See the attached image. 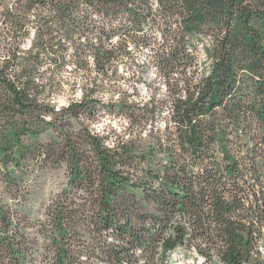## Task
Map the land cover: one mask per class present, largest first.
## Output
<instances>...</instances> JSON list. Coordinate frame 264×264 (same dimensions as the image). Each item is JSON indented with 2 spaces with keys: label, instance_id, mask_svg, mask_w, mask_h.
<instances>
[{
  "label": "trees",
  "instance_id": "trees-1",
  "mask_svg": "<svg viewBox=\"0 0 264 264\" xmlns=\"http://www.w3.org/2000/svg\"><path fill=\"white\" fill-rule=\"evenodd\" d=\"M258 241L264 0H0V264H172L177 247L264 264Z\"/></svg>",
  "mask_w": 264,
  "mask_h": 264
},
{
  "label": "rangeland",
  "instance_id": "rangeland-1",
  "mask_svg": "<svg viewBox=\"0 0 264 264\" xmlns=\"http://www.w3.org/2000/svg\"><path fill=\"white\" fill-rule=\"evenodd\" d=\"M199 57H200L201 62L204 61V55L202 52L199 53ZM142 59H144V57H142ZM143 78L148 82L152 81L154 79L153 69L151 68L145 69L143 72ZM138 90L142 96L145 95L144 88L142 87V85L138 87ZM66 99H67L66 96L65 97L61 96L59 97L57 102L59 105H61L65 102ZM106 126H110L111 128L109 127L105 128ZM116 127H117V123L114 122V120L112 119L110 121V118H107V117H102L97 122H95V124H93V129L99 133H102L105 130V131L110 132V134H112V131L117 130ZM58 170L55 167H49L50 175L47 181H48L49 187L51 188H52V183L54 182L57 183L58 181H62V176H61L62 174L60 175L59 173L56 172ZM49 195H50V192L43 193L40 191L36 194L33 200L34 215H35L34 217L40 219V221H41V218L45 219V214L43 216V212L46 209V206L48 205V203H50ZM37 227H39V224L37 225ZM35 228L36 227H34V224L32 223L28 231L30 233H33L35 231ZM110 237L111 235L108 234V238ZM255 246H257V249H259V251L261 252L262 257H264V242L258 241L257 243H255ZM210 257L212 259L211 264H224L219 260L218 254L215 251L210 252ZM171 258L173 260L172 264H179V263L180 264H208L207 259H206L207 257L192 248H180V249L177 248L171 253Z\"/></svg>",
  "mask_w": 264,
  "mask_h": 264
},
{
  "label": "bare ground",
  "instance_id": "bare-ground-1",
  "mask_svg": "<svg viewBox=\"0 0 264 264\" xmlns=\"http://www.w3.org/2000/svg\"><path fill=\"white\" fill-rule=\"evenodd\" d=\"M202 260V259H201ZM191 261V260H190ZM197 262V261H196ZM199 263V262H198ZM180 264V263H179Z\"/></svg>",
  "mask_w": 264,
  "mask_h": 264
},
{
  "label": "built area",
  "instance_id": "built-area-1",
  "mask_svg": "<svg viewBox=\"0 0 264 264\" xmlns=\"http://www.w3.org/2000/svg\"><path fill=\"white\" fill-rule=\"evenodd\" d=\"M177 248H179V247H177ZM180 249V248H179ZM245 264V263H244Z\"/></svg>",
  "mask_w": 264,
  "mask_h": 264
}]
</instances>
